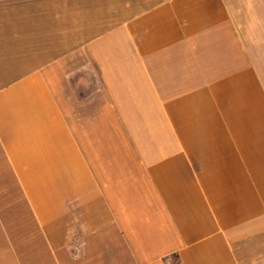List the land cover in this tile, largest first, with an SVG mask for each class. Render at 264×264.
Segmentation results:
<instances>
[{
	"label": "crops",
	"instance_id": "0c3cea01",
	"mask_svg": "<svg viewBox=\"0 0 264 264\" xmlns=\"http://www.w3.org/2000/svg\"><path fill=\"white\" fill-rule=\"evenodd\" d=\"M0 0V264H264V0Z\"/></svg>",
	"mask_w": 264,
	"mask_h": 264
},
{
	"label": "rangeland",
	"instance_id": "374dc122",
	"mask_svg": "<svg viewBox=\"0 0 264 264\" xmlns=\"http://www.w3.org/2000/svg\"><path fill=\"white\" fill-rule=\"evenodd\" d=\"M255 4H257V2H256V0H255V2H254ZM263 68H264V63H263ZM264 72V71H263ZM262 76H263V80H264V74H262Z\"/></svg>",
	"mask_w": 264,
	"mask_h": 264
}]
</instances>
